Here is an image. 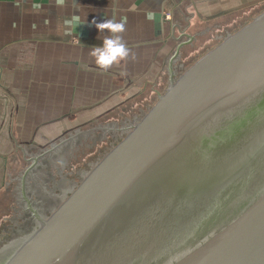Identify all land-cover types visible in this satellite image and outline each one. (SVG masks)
Segmentation results:
<instances>
[{"label": "water", "instance_id": "obj_1", "mask_svg": "<svg viewBox=\"0 0 264 264\" xmlns=\"http://www.w3.org/2000/svg\"><path fill=\"white\" fill-rule=\"evenodd\" d=\"M185 22L159 54L164 72L137 71L126 93L56 115L33 141L9 138L0 89V232L22 148L117 128L90 133L78 166L100 158L31 232L0 242V264H264V7L180 35Z\"/></svg>", "mask_w": 264, "mask_h": 264}, {"label": "crops", "instance_id": "obj_2", "mask_svg": "<svg viewBox=\"0 0 264 264\" xmlns=\"http://www.w3.org/2000/svg\"><path fill=\"white\" fill-rule=\"evenodd\" d=\"M261 1L75 0L74 7L73 0L62 6L57 0H0V89L14 103L5 125L9 138L33 141L36 129L53 124L56 115L87 111L126 93L137 71L152 65L164 72L166 60L159 54L170 33L178 38L176 20L184 24L186 18L180 35L202 32L204 24ZM110 18L126 21L122 35L131 55L103 71L90 51L102 46L108 33L92 21Z\"/></svg>", "mask_w": 264, "mask_h": 264}, {"label": "flooded vegetation", "instance_id": "obj_3", "mask_svg": "<svg viewBox=\"0 0 264 264\" xmlns=\"http://www.w3.org/2000/svg\"><path fill=\"white\" fill-rule=\"evenodd\" d=\"M115 126L116 123L112 121L104 124L98 122L93 129L91 127L73 132L45 149L38 148V151L30 153V150L35 148L34 145L22 148L27 165L7 181V185L12 181L16 182L13 194L16 205L13 207L12 216L6 217L10 222L8 225L3 224L8 228H5L4 232H0V242L3 240L8 242L9 239L31 232L39 223L40 217L50 214L81 180L85 171L90 169L100 158L98 156L99 158L95 161H87L84 167L78 166L80 158L84 156L85 149L93 150L97 143V141H88V136L94 131H102V134L111 132L112 135H115V131H117ZM118 130L124 133V130ZM102 137L103 141L110 138L105 134ZM108 142L113 143V141ZM96 152L97 155L101 153L99 150ZM6 236L8 237L6 238Z\"/></svg>", "mask_w": 264, "mask_h": 264}, {"label": "clouds", "instance_id": "obj_4", "mask_svg": "<svg viewBox=\"0 0 264 264\" xmlns=\"http://www.w3.org/2000/svg\"><path fill=\"white\" fill-rule=\"evenodd\" d=\"M65 0H57L58 5H63ZM73 6L78 7L73 0ZM80 22L77 20L75 26ZM92 24L104 33L107 31L108 35L103 37L102 46L91 47L90 55L94 58L95 64L103 71L109 70L112 66L125 61L131 55V49L127 46L123 39V33L126 31V21L121 19L117 21L115 18L106 19L103 22L97 23L95 20Z\"/></svg>", "mask_w": 264, "mask_h": 264}, {"label": "rangeland", "instance_id": "obj_5", "mask_svg": "<svg viewBox=\"0 0 264 264\" xmlns=\"http://www.w3.org/2000/svg\"><path fill=\"white\" fill-rule=\"evenodd\" d=\"M262 7H264V1L263 2L261 1L259 3L256 2V3L247 4V5H244L243 7H241L240 9H238L236 13L231 14L230 16H227L224 19L238 17V16L243 15L246 11H256V10L262 8ZM224 19H221V20H224ZM186 49H187V46L182 47L181 54H182V50H186ZM7 130H8L7 131L8 135H9L10 130L9 129H7ZM15 132H17V131H15ZM22 142H30V141H22Z\"/></svg>", "mask_w": 264, "mask_h": 264}]
</instances>
